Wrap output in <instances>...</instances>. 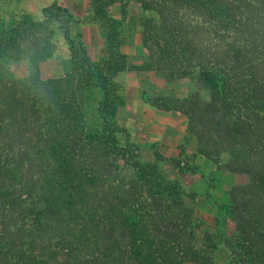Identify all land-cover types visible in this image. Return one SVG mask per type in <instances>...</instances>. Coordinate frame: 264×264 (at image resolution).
<instances>
[{
  "label": "trees",
  "instance_id": "16d2710c",
  "mask_svg": "<svg viewBox=\"0 0 264 264\" xmlns=\"http://www.w3.org/2000/svg\"><path fill=\"white\" fill-rule=\"evenodd\" d=\"M134 1L156 16L140 24L145 68L165 81L190 75L211 91L179 103L198 153H225L223 167L247 176L228 206L226 264H264V0ZM56 33L68 68L41 78ZM79 36L56 0L40 19H0V264H213L208 246L194 243V194L142 163L105 117L119 54L92 60ZM9 60H26V75L14 78ZM93 92L98 122L87 126L83 102ZM160 101L151 103L170 109ZM5 240L19 254L7 257Z\"/></svg>",
  "mask_w": 264,
  "mask_h": 264
},
{
  "label": "rangeland",
  "instance_id": "374dc122",
  "mask_svg": "<svg viewBox=\"0 0 264 264\" xmlns=\"http://www.w3.org/2000/svg\"><path fill=\"white\" fill-rule=\"evenodd\" d=\"M76 1V7L79 8L75 15L77 27L79 28L81 24L88 23L93 25V31H89L90 37L95 36L96 33L102 35L96 39L97 43H95V40L91 41L88 48L89 57L92 60H97L102 56L111 58L113 54L109 55V52L113 50L115 55L119 54L120 56V70L113 76L116 104L114 109L105 114V117L115 126L116 137L121 144L127 142L123 140V131L117 123L121 115L119 108L122 105V99L125 97L122 84L125 85L128 81L131 82L133 78H136L126 75L127 73L139 75L140 79L152 78L158 84L167 82L168 89H166L165 94L148 95V99L151 101L159 98L161 101L158 104L162 107L177 108L180 111L179 103L183 98L194 94V92L199 100L205 101L209 98L210 89L197 88L196 82L190 75L165 81L150 69L145 68L144 50L140 46L138 38L142 18L146 16L156 19L152 11L142 12L138 3L134 0H116L107 6L104 0H83L82 3ZM51 2L52 0H0V19L6 23H12L20 15H26L32 20L40 19L42 9ZM74 31L75 29L72 26L70 36L76 39ZM54 43L55 49L51 55L38 64V72L41 78L57 77L68 68L69 52L67 44L59 33L55 34ZM6 66L14 78H22L27 73L28 62L26 60H9L6 62ZM117 74H119V77ZM121 75H124V77L120 78ZM144 91L146 90L144 89L142 92ZM97 96L96 92L86 94L83 102L87 126H94L98 122L94 110ZM186 131L190 133L187 124ZM129 144L137 149L136 145ZM137 154L139 157L138 151ZM203 158L204 160L201 163H189L183 157L179 160L165 162L159 154H155V159L151 162L142 161L140 158L139 160L142 163L151 165L155 172L166 178L168 177L164 171L170 172L169 164L170 167L176 169L178 175L173 179L178 180L185 192L195 196L190 201L198 220V227L194 234L195 245L197 247L208 246L213 264H226L230 258L227 246L234 242L235 236V224L228 213V206L234 196L241 191L242 186L247 181V176L244 173L231 172L223 167V164L227 161L225 153H220L217 158H206L204 156ZM213 169L215 170L213 171ZM5 241L7 244L4 246V252H6L7 257L11 258L12 255L19 254V248L15 247L16 244L11 245L8 240ZM24 248L21 247V251ZM236 264L246 263L241 261Z\"/></svg>",
  "mask_w": 264,
  "mask_h": 264
},
{
  "label": "crops",
  "instance_id": "0c3cea01",
  "mask_svg": "<svg viewBox=\"0 0 264 264\" xmlns=\"http://www.w3.org/2000/svg\"><path fill=\"white\" fill-rule=\"evenodd\" d=\"M78 1L83 2V0ZM57 2L65 6L73 18H76V11L79 9L76 7V0H57ZM72 26L76 29V25L71 24ZM78 29L79 39L89 56L88 48L91 41L95 40L97 43L96 39L102 35L96 33L95 36L90 37L89 31H93V25L88 23L81 24ZM126 75L136 78H133L131 82L128 81L125 85L122 84L125 97L119 108L121 115L117 123L123 131V140L137 146L140 160L151 162L155 159V154H159L165 162L179 160L183 157L189 163H201L204 158L197 151L196 137L185 132L187 120L184 114L177 108L158 109L148 99L150 95L165 94L168 89L167 82H160L161 85H159L152 78L140 79L139 75L133 73ZM122 77L124 75L120 76V78ZM144 89L146 91L142 92ZM170 166L169 164L170 172L165 170L164 173L168 178L173 179L178 173L175 168Z\"/></svg>",
  "mask_w": 264,
  "mask_h": 264
}]
</instances>
